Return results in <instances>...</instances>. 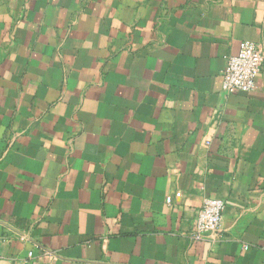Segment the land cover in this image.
Returning <instances> with one entry per match:
<instances>
[{"label":"crops","instance_id":"0c3cea01","mask_svg":"<svg viewBox=\"0 0 264 264\" xmlns=\"http://www.w3.org/2000/svg\"><path fill=\"white\" fill-rule=\"evenodd\" d=\"M244 41L264 0H0V264H264V65L222 90Z\"/></svg>","mask_w":264,"mask_h":264},{"label":"built area","instance_id":"2783aa9c","mask_svg":"<svg viewBox=\"0 0 264 264\" xmlns=\"http://www.w3.org/2000/svg\"><path fill=\"white\" fill-rule=\"evenodd\" d=\"M263 65V48L254 42L244 41L241 44L240 51L227 58L223 70V92L229 95L253 91ZM181 196L182 193L176 191L174 194L167 196L166 202L170 204L175 198ZM224 208L225 202L220 198H206L204 200L195 218L197 237L203 238L208 234H218L220 232ZM29 255L32 256L33 253L30 252Z\"/></svg>","mask_w":264,"mask_h":264}]
</instances>
